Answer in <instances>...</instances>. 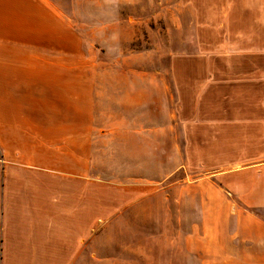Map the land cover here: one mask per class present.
<instances>
[{
  "label": "crops",
  "instance_id": "1",
  "mask_svg": "<svg viewBox=\"0 0 264 264\" xmlns=\"http://www.w3.org/2000/svg\"><path fill=\"white\" fill-rule=\"evenodd\" d=\"M68 4L0 0V264H142V244L109 237L121 222L100 239L94 102ZM170 6V129L205 186L187 257L264 264V0Z\"/></svg>",
  "mask_w": 264,
  "mask_h": 264
},
{
  "label": "rangeland",
  "instance_id": "2",
  "mask_svg": "<svg viewBox=\"0 0 264 264\" xmlns=\"http://www.w3.org/2000/svg\"><path fill=\"white\" fill-rule=\"evenodd\" d=\"M69 26L82 38L84 89L93 95V169L100 239L142 244L144 260L205 264L184 239L201 222L204 176L183 169L185 140L171 133L170 0H67ZM68 4V5H69ZM121 210L126 217L110 218ZM141 213V218L138 215ZM152 214V215H148ZM172 250V251H171ZM168 259V261H166Z\"/></svg>",
  "mask_w": 264,
  "mask_h": 264
}]
</instances>
